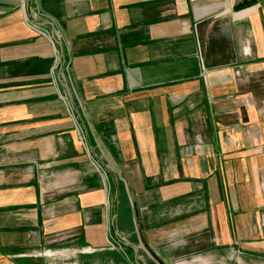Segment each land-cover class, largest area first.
Masks as SVG:
<instances>
[{
  "label": "crops",
  "instance_id": "0c3cea01",
  "mask_svg": "<svg viewBox=\"0 0 264 264\" xmlns=\"http://www.w3.org/2000/svg\"><path fill=\"white\" fill-rule=\"evenodd\" d=\"M29 3L62 33L66 70L52 79L50 44L27 27L20 0H0V153L24 156L11 169L0 159V264H25L32 244H46L48 181L77 184L57 191L71 198L56 219L74 246L108 250L109 227L138 226L162 261L202 249L209 264H264V115L254 107L264 102V0ZM184 213L192 218L171 220ZM186 230L198 237L177 242ZM192 260L180 264H206Z\"/></svg>",
  "mask_w": 264,
  "mask_h": 264
},
{
  "label": "rangeland",
  "instance_id": "374dc122",
  "mask_svg": "<svg viewBox=\"0 0 264 264\" xmlns=\"http://www.w3.org/2000/svg\"><path fill=\"white\" fill-rule=\"evenodd\" d=\"M69 120V118H68ZM6 145V144H4ZM84 153V151H83ZM85 154V153H84ZM10 155H13L11 152ZM8 155L5 151L0 153V159L3 160L2 163L8 165L10 164V169L15 167L17 164L22 162L21 153H16L13 156ZM28 156V155H27ZM32 156L24 158V161L31 160ZM48 179L54 180L52 177H48ZM105 185L107 187L108 183L106 181ZM54 182H47L48 188L43 189V198H41V203L43 206H46L47 209V219H45V224L43 225L42 233H44V238L46 244L38 248L36 244H32L30 248L27 250L28 253L25 254L27 257H31L27 259L29 262L25 264H180L183 262H192L194 258L200 257L204 263H208V252H202V249H197L198 252L191 253L188 255L181 256V258L176 259V261H162L159 257L155 256L153 252L146 246L145 241L142 237L140 230L137 229L133 231V234H127L120 232L119 229H114V234H112V227H109V231L107 230V245L106 248L108 250H100L95 251L92 254H73V256H69L71 251H80L81 249H85L86 247H81L80 245L74 246L75 242L70 243V232H66V230L61 229V226L57 222L56 216L59 217L60 215H56V212L59 211V208L62 207L61 203L67 200H71L67 196H61L58 194L60 189H72L76 186V182L71 183L68 182L67 185L60 187H55ZM115 186L120 189V182H116ZM47 191V192H46ZM58 191V192H57ZM45 194V195H44ZM120 201V198H118ZM111 197L107 196L105 198V205L107 207L111 206ZM176 205H180L179 201H175ZM130 204H133L130 203ZM177 205V206H178ZM59 207V208H58ZM180 215V214H179ZM192 214H182L180 216H176L172 221L180 218H185L183 220H190ZM197 216V214L195 215ZM183 220H176L175 222L183 221ZM108 220V224H110ZM117 228V225H116ZM187 231V230H186ZM198 230H191L187 231V233L183 234V238H181V242H190L193 238L198 237ZM37 228L32 227L30 230V241L36 243L37 237ZM133 237V239H132ZM63 241L61 245L55 246L56 243H61L59 241ZM188 240V241H187ZM79 241V240H78ZM180 242V241H177ZM109 243L112 244L115 250L110 248ZM173 245V243H171ZM176 244V243H175ZM55 246V249H54ZM133 246V247H132ZM134 249H132V248ZM30 251V252H29ZM60 253H69L67 256H54V254ZM189 253V252H188ZM186 254V253H185ZM233 255V254H232ZM231 255V256H232Z\"/></svg>",
  "mask_w": 264,
  "mask_h": 264
},
{
  "label": "built area",
  "instance_id": "2783aa9c",
  "mask_svg": "<svg viewBox=\"0 0 264 264\" xmlns=\"http://www.w3.org/2000/svg\"><path fill=\"white\" fill-rule=\"evenodd\" d=\"M19 10L24 15V20L27 27L30 30H32L37 36L46 39L50 44L53 52V65L50 71V75L54 80L58 70H60L61 68H64L66 70V63H64L63 55L61 52V46L63 44L64 37L60 32V30L55 28L52 21H50L45 15H43L38 10L37 7L31 5V3H29V0H20ZM40 24H43L47 28L41 27ZM248 47H249L248 43H246L245 46L242 47L243 54L249 55ZM201 70H203L202 65H201ZM62 100L67 107L68 118L72 122L74 126V131L78 135L80 146L82 147L84 153L87 156H90V149L87 144L86 134L84 133L83 128L79 124V118L73 111L70 104V100L65 97H63ZM254 107L258 110V113L264 115V102H260V103L254 102ZM187 140H188V136L182 135V137L177 140V143L180 145V147H184ZM97 168L100 171H102L99 166H97ZM261 226H264V220H262ZM109 245L112 250H115V248H113L111 243H109ZM95 251L96 250H93L91 248H85V249H81L80 251H71L70 254L65 253L64 255H62L63 253H60V254H54V256H61V255L67 256V254H69V256L70 255L73 256V254H92Z\"/></svg>",
  "mask_w": 264,
  "mask_h": 264
},
{
  "label": "trees",
  "instance_id": "16d2710c",
  "mask_svg": "<svg viewBox=\"0 0 264 264\" xmlns=\"http://www.w3.org/2000/svg\"><path fill=\"white\" fill-rule=\"evenodd\" d=\"M253 4V2L252 1H248V2H241V3H239V4H237L235 7H234V9L235 10H243V9H245V8H248V6H251ZM110 182V178L108 177V183ZM111 184H112V182H111ZM121 199V198H120ZM111 231H112V234H114V229L112 228L111 229Z\"/></svg>",
  "mask_w": 264,
  "mask_h": 264
},
{
  "label": "bare ground",
  "instance_id": "6f19581e",
  "mask_svg": "<svg viewBox=\"0 0 264 264\" xmlns=\"http://www.w3.org/2000/svg\"><path fill=\"white\" fill-rule=\"evenodd\" d=\"M181 242V241H180Z\"/></svg>",
  "mask_w": 264,
  "mask_h": 264
}]
</instances>
